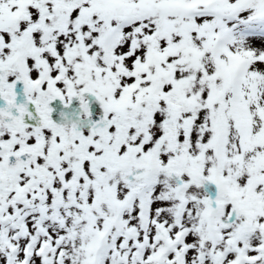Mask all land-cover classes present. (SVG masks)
I'll return each instance as SVG.
<instances>
[{"label":"snow or ice","instance_id":"1","mask_svg":"<svg viewBox=\"0 0 264 264\" xmlns=\"http://www.w3.org/2000/svg\"><path fill=\"white\" fill-rule=\"evenodd\" d=\"M0 264H264V0H0Z\"/></svg>","mask_w":264,"mask_h":264}]
</instances>
